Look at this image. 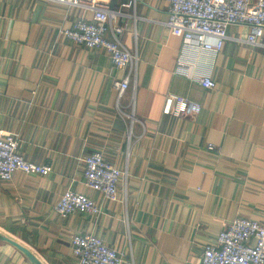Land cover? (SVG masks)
<instances>
[{
	"label": "crops",
	"instance_id": "crops-1",
	"mask_svg": "<svg viewBox=\"0 0 264 264\" xmlns=\"http://www.w3.org/2000/svg\"><path fill=\"white\" fill-rule=\"evenodd\" d=\"M84 1L117 10L130 0ZM169 11L164 0H137L125 11L121 42L138 54L139 69L120 95L114 83L128 69L63 35L91 21L92 11L0 0V139L15 136L27 161L53 167L48 177L0 180V233L43 264H80L72 239L83 234L129 263L200 264L226 225L240 218L264 224L263 52L241 42L248 29L237 25L219 54L186 48L167 26ZM199 75L216 88H205ZM171 95L200 104L201 113L165 114ZM95 153L128 172L116 202L86 186L84 161ZM67 190L95 201L101 213L58 215ZM0 264L30 262L0 242Z\"/></svg>",
	"mask_w": 264,
	"mask_h": 264
},
{
	"label": "built area",
	"instance_id": "built-area-1",
	"mask_svg": "<svg viewBox=\"0 0 264 264\" xmlns=\"http://www.w3.org/2000/svg\"><path fill=\"white\" fill-rule=\"evenodd\" d=\"M51 1L93 12L91 21L81 19L73 29L63 30V35L77 46L103 50L114 68L128 69V77L114 83V88L123 95L130 87L131 75H138L139 57L122 44L124 28L120 22L129 17L125 14L126 10L136 8L137 0H130L117 10L84 0ZM164 1L170 7L167 26L173 36L184 40L186 48L194 46L195 49L219 54L228 40L229 27L237 25L248 29L241 42L260 48L264 56V0ZM132 18L136 19V16ZM180 68H185L183 62ZM185 74L193 79L198 77L190 69ZM199 78L205 88H216V83L209 76L199 75ZM201 111L200 104L174 95L167 98L164 110L165 114L175 116L198 115ZM208 150L215 152L216 147L211 144ZM84 165L86 186L100 192L109 201H118L119 185L128 178V172L109 164L100 153L85 158ZM16 173L48 177L53 173V167L27 161L20 153V141L13 135H7L0 139V180L10 182ZM54 211L62 216H97L101 213L95 201L73 190L64 193ZM72 252L80 264H133L101 238L91 234L74 236ZM200 264H264V224L240 218L226 225L217 244L205 246Z\"/></svg>",
	"mask_w": 264,
	"mask_h": 264
},
{
	"label": "water",
	"instance_id": "water-1",
	"mask_svg": "<svg viewBox=\"0 0 264 264\" xmlns=\"http://www.w3.org/2000/svg\"><path fill=\"white\" fill-rule=\"evenodd\" d=\"M0 242L6 243L12 246L13 248H15L17 251H19L29 260L30 264H43L28 248L21 245L19 242H17L13 238H10L0 233Z\"/></svg>",
	"mask_w": 264,
	"mask_h": 264
}]
</instances>
